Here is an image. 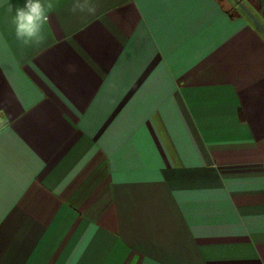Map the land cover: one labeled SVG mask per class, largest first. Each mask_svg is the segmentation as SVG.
Wrapping results in <instances>:
<instances>
[{
    "label": "crops",
    "instance_id": "crops-1",
    "mask_svg": "<svg viewBox=\"0 0 264 264\" xmlns=\"http://www.w3.org/2000/svg\"><path fill=\"white\" fill-rule=\"evenodd\" d=\"M9 2L0 264H264L257 23L234 0H60L22 48Z\"/></svg>",
    "mask_w": 264,
    "mask_h": 264
},
{
    "label": "clouds",
    "instance_id": "clouds-1",
    "mask_svg": "<svg viewBox=\"0 0 264 264\" xmlns=\"http://www.w3.org/2000/svg\"><path fill=\"white\" fill-rule=\"evenodd\" d=\"M59 4L60 0H25L23 5L9 2L6 11L22 48L40 49L47 44L46 25ZM71 11L95 15L97 4L95 0H72Z\"/></svg>",
    "mask_w": 264,
    "mask_h": 264
},
{
    "label": "water",
    "instance_id": "water-1",
    "mask_svg": "<svg viewBox=\"0 0 264 264\" xmlns=\"http://www.w3.org/2000/svg\"><path fill=\"white\" fill-rule=\"evenodd\" d=\"M264 31V25L258 20V18L253 14V12L247 7V5L242 0H234Z\"/></svg>",
    "mask_w": 264,
    "mask_h": 264
}]
</instances>
